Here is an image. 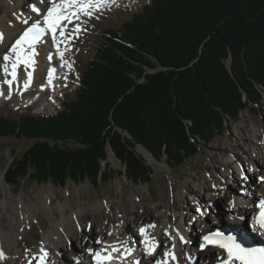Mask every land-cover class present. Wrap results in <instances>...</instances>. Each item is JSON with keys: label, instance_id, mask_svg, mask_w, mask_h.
Here are the masks:
<instances>
[{"label": "trees", "instance_id": "trees-1", "mask_svg": "<svg viewBox=\"0 0 264 264\" xmlns=\"http://www.w3.org/2000/svg\"><path fill=\"white\" fill-rule=\"evenodd\" d=\"M230 63V68H228ZM264 90V0H151L105 30L80 86L50 116H0V138L32 146L14 156L7 185L107 183V146L125 179L149 183L142 147L170 169L194 158ZM122 173L116 172V176Z\"/></svg>", "mask_w": 264, "mask_h": 264}, {"label": "bare ground", "instance_id": "bare-ground-1", "mask_svg": "<svg viewBox=\"0 0 264 264\" xmlns=\"http://www.w3.org/2000/svg\"><path fill=\"white\" fill-rule=\"evenodd\" d=\"M115 1L92 0L97 7L90 8L89 11L92 15L96 10L112 5ZM56 2L59 3L60 0ZM1 5H4L5 9L3 13L0 12V34L3 35V41L0 42V103L12 101L16 106L26 107L31 99H38L37 103L43 104L44 109L57 107L59 94L63 87L69 86L72 71L76 69L74 56L69 58L68 53L74 51L75 39L80 37L86 28L81 20L91 15L85 16L81 13L79 22L74 20L71 26L65 22V36L60 37L57 34L56 43H53L50 33H46L41 42L35 45L34 65L26 67L20 64L17 67V78L13 80L10 75L11 63L3 61V56L12 55L10 49L14 41L34 22H40L41 26H44L42 15L38 16L33 12L30 5H35L43 14L50 6V0L45 3H41V0H0V7ZM77 24L80 30L74 32L73 28ZM5 64L8 67L7 72L4 70ZM29 73H31L30 81ZM239 128L242 130L241 133H237ZM239 128L233 134L237 136V141L244 145L239 147L242 151L241 157L235 152L233 145L220 144L212 147L223 155L222 160L216 159L215 162L223 165L228 171L222 167L223 172L218 177L213 174L208 175L207 172V176L202 175L198 183L187 181L181 185L188 196L195 198L192 201L199 200L200 204L198 203L194 210L189 208L184 211L183 208V212H179L173 206L170 211L169 199L162 196L159 201L151 198L153 202H150L151 199L148 200L142 190L135 191L129 198L131 218L126 217V206L122 205V201L118 207H113L111 201L104 200L93 203L83 202L78 208L72 207L69 201H58L54 204L52 200L56 196L51 184L42 188L31 204H26L22 196L17 199L5 197L0 202V209L9 211V222L7 226L0 222V252L3 253L0 264H59L60 261L63 264H92L89 261V250L96 252L102 249L111 252L117 264H150L159 259L163 261L168 259L164 257V252L168 250L173 251L176 256L174 261L168 259V264L219 263L217 254L220 250L215 248L200 250L205 227L203 231L200 229L199 238L195 236L192 222L195 220L199 227L207 226L206 233L215 231L219 227L237 229L242 225V221L252 222L254 205L264 190V179H262L264 178V134L253 123ZM147 158L152 161L148 154ZM239 163H242V167L238 166ZM243 164L247 169L257 168L259 183L251 180L249 170L243 168ZM159 167L168 169L164 165ZM229 169H233L236 173H231ZM226 180H235L239 189L227 191ZM0 186L6 194L11 192L1 176ZM172 197L174 201L176 197H180L178 191ZM222 200L228 201L227 209L218 212V215H215L216 221L213 222L210 219L213 216H207L200 208L201 204L204 208L209 206L215 208L217 202ZM121 208L123 211H120ZM54 211L60 213L59 216L55 215ZM37 212L43 213L50 220V225L46 231H43L37 251L33 252L29 249L24 252L21 240L25 228L31 226L30 221L35 218ZM201 212L204 214L201 215ZM150 224L155 227L146 228ZM142 227L146 228L149 238H155L160 245L156 248L153 258L147 254L144 238L139 234V229ZM242 228L251 233L245 224ZM169 235L172 237L171 240L168 238ZM181 236L186 243L181 242ZM112 248L118 251H112ZM126 250H130V253Z\"/></svg>", "mask_w": 264, "mask_h": 264}, {"label": "rangeland", "instance_id": "rangeland-1", "mask_svg": "<svg viewBox=\"0 0 264 264\" xmlns=\"http://www.w3.org/2000/svg\"><path fill=\"white\" fill-rule=\"evenodd\" d=\"M151 0H132L127 1L123 5H114L111 8H104L96 10L90 17H85L82 19V25L86 28L83 30L82 36L75 39V48L74 51H69V58L74 56L75 62V71L72 73L71 84L65 88L59 94L58 97V105L54 108H43V104H37V107H27L23 108L22 106H16L12 101H7L5 103H0V116L2 117H18L19 115H32V116H50L54 115L57 112L61 111L64 107V103L71 98H73L76 94L78 87L80 86V77L82 74V70L86 67L87 61L92 58L94 47L99 45L105 37V30L110 27H116L120 23L130 20L132 13L136 11H140V9L144 5H149ZM5 9L4 5H1L0 12L3 13ZM230 64V63H228ZM230 68V66H229ZM261 96L257 102L251 103L247 97H244V100L248 101V108L245 111H242L239 119L237 121H227L225 125V132L220 136L215 138L209 144L197 143L199 152L198 154L188 160L184 165L179 168L170 169V167L166 164L164 158L160 161L154 160L148 153V156L152 158L150 161L147 158V154L145 150L138 146L137 153L141 155L146 164L152 167L153 174L152 180L149 183H140L134 185L129 183L123 172L125 170L124 165L119 162L114 157V154L107 146V158L106 161L102 162V167L110 168L112 173L115 176L110 179L107 183H100L97 186H92L89 181L84 180L78 183H74L73 181L68 180L67 183L60 187L59 185L53 184L51 182L47 183H36L30 181H24L19 187L7 185L8 189L11 192L6 194L5 191L0 186V202L5 199V197H11L14 199L22 196L23 200L26 204H31L35 201L36 194H40L42 188H46L49 184H51L54 188L55 198L52 200V203L57 204L58 201H69L72 204V207L78 208L83 202L85 203H93L95 201H111L113 203V207H118L122 204L125 205V209L127 211L126 217L131 218V208L129 205V198L133 195V193L137 190H142L146 197L149 199L153 198V200L159 201L162 196H165L169 202H171L170 211H172V207L174 206L179 212H183L188 210L189 208L194 210L196 205L199 203V200H195L194 197H190L187 195V192L181 188V185L187 181L198 183L201 180V176H207L213 174L218 177L221 172H223L224 166L215 162L216 159L222 160L223 155L220 152H217L212 147L223 144L225 146L234 147L235 152H237L241 157V147L244 145L237 141V136H234V131H237L239 127H244L249 123L255 124L262 133L264 134V90L260 88ZM242 130L237 131V133H241ZM242 144V145H240ZM32 146L31 141H27L24 139H2L0 138V176L3 178L4 170L7 165L12 162L14 156H20L24 151ZM142 148V149H139ZM110 152L112 155L110 156ZM168 167L167 170L164 168H160L159 166ZM238 166L242 167V163H239ZM223 167V168H222ZM243 168L249 170V176L252 181L260 182L257 178V168L253 167L247 169V166L243 164ZM227 170V168H224ZM233 174L236 172L233 169H229ZM116 172L122 173V175L118 174L116 176ZM215 172V173H214ZM227 191H231L233 189L238 190L239 186L235 183V180L229 181ZM230 185V186H229ZM226 187V186H225ZM78 188V190H77ZM197 190V188H195ZM68 191V194H67ZM79 191V194H78ZM178 191L180 197L174 198L172 197ZM228 193V192H227ZM228 196V195H227ZM151 199L150 202H153ZM122 201V202H121ZM174 201V202H173ZM200 204V203H199ZM228 201L222 200L217 202V207H206L201 204V209L205 211L207 216H213L210 219L213 220L215 215H218V212L224 211L227 209ZM115 211V208H113ZM120 211H123L122 208ZM110 211H107L109 213ZM55 215L59 216L60 213L55 212ZM9 211L7 209H0V222L7 226L9 222ZM35 218L31 219L30 227L25 228L24 235L21 240V246L23 251L31 250L36 252L39 248L40 241L43 237V231H46L50 225V220L41 212H37L34 216ZM195 236L199 237L200 229L203 231V227H199L194 220L192 222ZM193 233V232H192ZM193 235V234H192ZM76 246L78 244L75 243ZM81 250V249H80ZM69 252V251H68ZM72 254V253H71ZM59 264H63L62 261Z\"/></svg>", "mask_w": 264, "mask_h": 264}, {"label": "snow or ice", "instance_id": "snow-or-ice-1", "mask_svg": "<svg viewBox=\"0 0 264 264\" xmlns=\"http://www.w3.org/2000/svg\"><path fill=\"white\" fill-rule=\"evenodd\" d=\"M49 2V0H41V3ZM31 10L37 15H42L43 27L40 22H34L28 27L23 34L15 41L10 49L9 54L3 56V61L11 63V73L13 80L17 78V67L20 64H24L26 67L34 65L35 61V45L41 42L42 37L46 33H51L53 43L57 41V34L60 37L65 36V22L71 24L74 20H79V15L83 13L85 16H90V8L97 7L92 0H60L59 3L56 0H50V6L46 8L42 14L40 9L35 5H30ZM27 23V21H25ZM59 30V33H58ZM79 25H75L73 28L74 32H78ZM3 41V35L0 34V42ZM51 59V57H49ZM61 59H63L61 54ZM5 72L8 71L7 64L4 68ZM51 75V74H50ZM28 80H31V73L28 74ZM28 86L27 83L25 85ZM264 179V178H262ZM259 212L252 218L253 230L259 228L264 231V200H261L257 205ZM199 211V209H198ZM204 213L201 212V215ZM244 219V217H240ZM155 225H147L146 228H154ZM146 228L142 227L139 229V234L144 238L145 250L148 255H152L156 248L160 245L155 241V238H149L146 234ZM167 235V233H166ZM179 235V233H177ZM168 238L171 240L172 237L169 235ZM181 242L186 243L184 238L180 237ZM100 243V241H96ZM110 247V246H109ZM172 247H175L173 243ZM205 248L211 250V248L218 249L217 260L219 264H264V248H255L246 246L243 242L239 241L234 235H225L221 231H214L202 238L200 244V250L203 251ZM90 254L95 260V264H111L112 255L111 252H107V249L101 251L92 252ZM112 251H118L116 248H112ZM129 251L130 250H126ZM107 252V254H105ZM226 254V255H225ZM46 255V253H45ZM164 257L176 260L175 253L171 250L164 252ZM0 259H3V253L0 252ZM168 259L163 261H156V264H168Z\"/></svg>", "mask_w": 264, "mask_h": 264}, {"label": "water", "instance_id": "water-1", "mask_svg": "<svg viewBox=\"0 0 264 264\" xmlns=\"http://www.w3.org/2000/svg\"><path fill=\"white\" fill-rule=\"evenodd\" d=\"M229 66H230V64H228L227 67L229 68ZM8 166H9V164L7 165V167H6V169L4 170V172L7 170ZM4 172H3V173H4Z\"/></svg>", "mask_w": 264, "mask_h": 264}]
</instances>
